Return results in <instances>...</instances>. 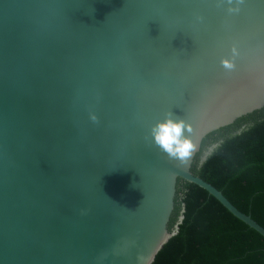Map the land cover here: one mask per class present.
<instances>
[{"label":"water","instance_id":"1","mask_svg":"<svg viewBox=\"0 0 264 264\" xmlns=\"http://www.w3.org/2000/svg\"><path fill=\"white\" fill-rule=\"evenodd\" d=\"M262 109L264 0H0V264H154L179 179L264 238L191 171ZM169 112L187 165L153 142Z\"/></svg>","mask_w":264,"mask_h":264},{"label":"trees","instance_id":"2","mask_svg":"<svg viewBox=\"0 0 264 264\" xmlns=\"http://www.w3.org/2000/svg\"><path fill=\"white\" fill-rule=\"evenodd\" d=\"M219 145L199 165L206 148ZM192 173L264 229V109L208 135ZM179 233L154 264H264V238L200 187L178 180L169 231Z\"/></svg>","mask_w":264,"mask_h":264},{"label":"clouds","instance_id":"3","mask_svg":"<svg viewBox=\"0 0 264 264\" xmlns=\"http://www.w3.org/2000/svg\"><path fill=\"white\" fill-rule=\"evenodd\" d=\"M229 3H231V0H229ZM228 11L235 12L238 9L229 8ZM222 64L227 69L234 67V64L229 60L222 61ZM92 119L95 120V116ZM185 131L190 133L192 131L191 125L183 119H174L173 114L169 112L162 121H158L153 125L151 136L154 144L159 150L166 153L170 159L178 160L180 164L187 165L197 146L189 136L185 135Z\"/></svg>","mask_w":264,"mask_h":264},{"label":"flooded vegetation","instance_id":"4","mask_svg":"<svg viewBox=\"0 0 264 264\" xmlns=\"http://www.w3.org/2000/svg\"><path fill=\"white\" fill-rule=\"evenodd\" d=\"M212 146H213V145H212ZM212 146H210V147H212ZM210 147H208V148H206L204 151H202L201 156H202L205 152H208V150H209ZM201 156H200V157H201Z\"/></svg>","mask_w":264,"mask_h":264}]
</instances>
